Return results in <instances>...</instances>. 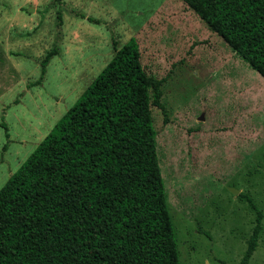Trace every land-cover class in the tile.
Masks as SVG:
<instances>
[{"label":"rangeland","instance_id":"1","mask_svg":"<svg viewBox=\"0 0 264 264\" xmlns=\"http://www.w3.org/2000/svg\"><path fill=\"white\" fill-rule=\"evenodd\" d=\"M131 37L165 79L152 116L180 264H239L258 212L264 264V78L183 0H0V188Z\"/></svg>","mask_w":264,"mask_h":264},{"label":"trees","instance_id":"2","mask_svg":"<svg viewBox=\"0 0 264 264\" xmlns=\"http://www.w3.org/2000/svg\"><path fill=\"white\" fill-rule=\"evenodd\" d=\"M183 1L264 78V0ZM164 80L134 37L115 48L0 188V264H180L152 116Z\"/></svg>","mask_w":264,"mask_h":264}]
</instances>
